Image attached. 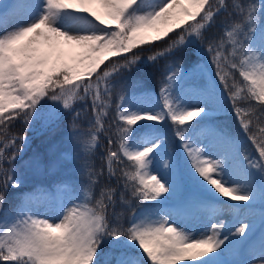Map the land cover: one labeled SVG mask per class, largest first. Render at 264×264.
I'll return each mask as SVG.
<instances>
[{
    "label": "snow or ice",
    "instance_id": "6c2138e0",
    "mask_svg": "<svg viewBox=\"0 0 264 264\" xmlns=\"http://www.w3.org/2000/svg\"><path fill=\"white\" fill-rule=\"evenodd\" d=\"M30 172L63 176L11 196ZM0 264H264V0H0Z\"/></svg>",
    "mask_w": 264,
    "mask_h": 264
},
{
    "label": "rangeland",
    "instance_id": "374dc122",
    "mask_svg": "<svg viewBox=\"0 0 264 264\" xmlns=\"http://www.w3.org/2000/svg\"><path fill=\"white\" fill-rule=\"evenodd\" d=\"M4 2H7V0H4ZM215 32H217L216 26H214L210 30V33H215ZM158 46L163 47L164 46L163 42H160L158 44ZM152 51H155V49H152ZM148 55H151V51H146L143 53V56H145V57ZM189 59H192V61L188 60L184 65V68L188 73V76L185 80V91L194 92L203 86L204 73H202L200 71L193 70L192 69L193 58H189ZM207 59H208V57L205 56L204 60H207ZM161 63H163V62H161ZM200 63H203V61H201ZM209 68H210V66H209ZM205 71H208V69L206 68ZM136 75L138 78H141L144 81V86H145L146 90H148L154 94L158 93L159 87H160L161 77H160V74L157 70L152 69V68H145V69H142L140 72H138ZM217 86L219 87V85H217ZM119 93H120V87L116 86L114 88L113 94H112V107L108 109V115L105 117V120H104L105 126L107 127L109 124H112L113 129L115 128V124L113 123L114 117H115L114 107H115V104L119 102ZM242 106H244V105L242 104ZM74 107L78 111H80L81 107H82V103L77 102L74 105ZM215 115H216V118L219 120H221V119L224 120V118H225L226 124L230 127H234L236 124L235 118L231 115L230 111H226V112H222V113H216ZM92 116H93V114L90 110L81 112V117L78 121V124L82 130H84V131L88 130V128H89L88 121L92 119ZM70 119H71V117L66 119L64 121V124L66 125ZM193 123H195V120L193 121ZM26 127L27 126L24 125L22 122L17 121L16 124L11 128V132L12 133H22ZM28 136L31 138L32 143L30 144V146L27 147L26 153H22V155L24 156V160L23 161H20V160L17 161L18 167L21 164H23L24 161L28 160L34 152L40 151L41 153H46L47 144L45 142H43L42 137L39 133H35V132L29 130ZM99 141H100L101 147L98 148L95 152V155H93L90 158L91 163L94 165L95 169H99L101 167L102 161H101L100 157L104 154L105 149L107 148V140L103 134H101L99 136ZM116 147H117V145L114 144L113 150H115ZM241 151L247 152L250 155H255L253 147L250 143H246L245 146L241 149ZM78 163H80V162L78 161ZM118 167H120V166H118ZM62 176H63V172H59L56 174H49L47 172H42V173L30 172V173H28L27 178H26L25 182L22 184L21 188L18 190H10V195L13 197H18L23 192L31 191L38 184L45 185V186L51 185L57 179L61 178ZM75 179L83 182L85 180V177L82 176L79 171H77L75 173ZM106 184L111 186V187L116 186V182L114 180L108 181V183H107V181H104V179L101 178L100 184L93 188L94 197L99 196L101 186L106 185ZM127 198L132 199L134 204L137 203V201H135V199L131 197L130 192L127 194ZM116 210H117V212L123 214V218H124V221L126 223L128 211H129L127 209V207L124 204L120 203L117 205Z\"/></svg>",
    "mask_w": 264,
    "mask_h": 264
},
{
    "label": "trees",
    "instance_id": "16d2710c",
    "mask_svg": "<svg viewBox=\"0 0 264 264\" xmlns=\"http://www.w3.org/2000/svg\"><path fill=\"white\" fill-rule=\"evenodd\" d=\"M189 61H192V59H189ZM222 122H224L226 124L225 118H224V120L222 119ZM125 163H127V162H125ZM96 170H98V169H96ZM102 178L104 179V181H107V183H108L109 180L106 177H102Z\"/></svg>",
    "mask_w": 264,
    "mask_h": 264
},
{
    "label": "bare ground",
    "instance_id": "6f19581e",
    "mask_svg": "<svg viewBox=\"0 0 264 264\" xmlns=\"http://www.w3.org/2000/svg\"><path fill=\"white\" fill-rule=\"evenodd\" d=\"M196 119H199L198 117ZM225 219H227V216L224 217Z\"/></svg>",
    "mask_w": 264,
    "mask_h": 264
}]
</instances>
